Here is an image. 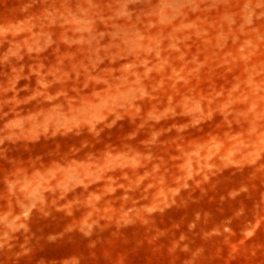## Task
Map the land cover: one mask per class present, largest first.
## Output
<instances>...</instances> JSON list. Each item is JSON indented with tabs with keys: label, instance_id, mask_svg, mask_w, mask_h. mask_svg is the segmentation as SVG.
<instances>
[{
	"label": "rangeland",
	"instance_id": "374dc122",
	"mask_svg": "<svg viewBox=\"0 0 264 264\" xmlns=\"http://www.w3.org/2000/svg\"><path fill=\"white\" fill-rule=\"evenodd\" d=\"M0 264H264V0H0Z\"/></svg>",
	"mask_w": 264,
	"mask_h": 264
}]
</instances>
